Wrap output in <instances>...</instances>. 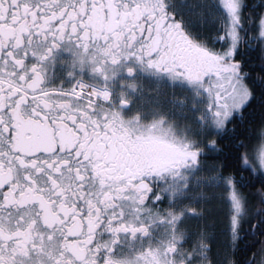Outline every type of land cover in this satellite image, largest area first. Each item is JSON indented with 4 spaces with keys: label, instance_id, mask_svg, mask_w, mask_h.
<instances>
[{
    "label": "flooded vegetation",
    "instance_id": "flooded-vegetation-1",
    "mask_svg": "<svg viewBox=\"0 0 264 264\" xmlns=\"http://www.w3.org/2000/svg\"><path fill=\"white\" fill-rule=\"evenodd\" d=\"M216 1L210 39L194 0H0V264H255L176 193L253 111L263 0Z\"/></svg>",
    "mask_w": 264,
    "mask_h": 264
},
{
    "label": "trees",
    "instance_id": "trees-1",
    "mask_svg": "<svg viewBox=\"0 0 264 264\" xmlns=\"http://www.w3.org/2000/svg\"><path fill=\"white\" fill-rule=\"evenodd\" d=\"M194 1L198 3L196 0ZM257 8L252 30L257 44L254 50L255 60L252 61V64L257 67V70H253L246 80L251 93L248 108H252L253 111L251 113L247 111L249 113L248 118L242 128H240L241 125L235 116L226 124V129L228 126L236 129L228 131L225 135L224 165L221 171L224 178L231 182V186L242 192L247 200V215L241 219V225L235 231L238 235H246L242 240H248L250 228L256 227L257 239H253L255 242V264H261L264 247V175L257 170L253 171L252 167L242 163L243 153L245 152L246 155L248 150L250 152L252 146L259 142L261 133L264 130V39L259 35V21L264 15V0L263 5ZM206 12L212 17L211 21L208 20L206 22L209 38L211 39L213 35L219 33L220 16L218 15V10L210 6L207 7ZM207 14L203 13L202 15L205 18ZM209 42L211 43L212 41L210 40ZM209 222L217 223L216 216H210ZM260 231H262V234ZM250 254L249 251H244L242 256H244L246 261H250L252 259Z\"/></svg>",
    "mask_w": 264,
    "mask_h": 264
},
{
    "label": "rangeland",
    "instance_id": "rangeland-1",
    "mask_svg": "<svg viewBox=\"0 0 264 264\" xmlns=\"http://www.w3.org/2000/svg\"><path fill=\"white\" fill-rule=\"evenodd\" d=\"M214 2V3H212ZM217 8L216 0H198L197 4L192 5V9L196 11V15L199 21H202L201 14H207V7ZM221 14V13H220ZM219 15V13H218ZM207 21H211L212 17L207 14L205 17ZM260 37L264 39V15L260 23ZM222 28V25H220ZM233 26H230L228 32L234 35L232 31ZM218 57L220 61L226 60L228 54L221 51ZM230 71V70H229ZM232 72V68L231 71ZM228 74H231V73ZM227 72H225L226 74ZM246 88V86H245ZM250 98L249 89L246 88L242 90V96L237 98V96L226 97V107L222 112V117L226 121L232 117L235 110H238L245 102ZM215 118V116H214ZM212 117L209 116L204 120L210 128H212ZM243 165L252 167V170H257L259 173L264 175V130L261 133L259 142H256L252 149L243 153L242 157ZM206 175L201 177H196L192 179V185L184 186L176 185V193L179 198H185V206L193 211L194 215L198 212L203 211L206 214L216 216V220L219 218V233L215 235H220V239L223 240L224 258L230 260L231 258V246L233 241L236 240L234 229L241 225V219L247 215V200L244 198L242 192H240L235 187L231 186L229 180H221L216 175L215 168L209 166V169H205ZM217 214H219L217 216ZM208 219V218H207ZM211 224L210 222H208ZM201 226L204 222L200 223ZM216 224V223H215ZM262 264H264V247L262 255ZM230 264V263H228Z\"/></svg>",
    "mask_w": 264,
    "mask_h": 264
}]
</instances>
